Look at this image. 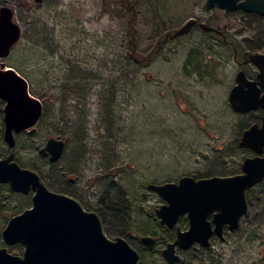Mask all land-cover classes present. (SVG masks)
<instances>
[{
  "label": "rangeland",
  "instance_id": "1",
  "mask_svg": "<svg viewBox=\"0 0 264 264\" xmlns=\"http://www.w3.org/2000/svg\"><path fill=\"white\" fill-rule=\"evenodd\" d=\"M205 1L44 0L37 8L33 0H0L14 8L22 29L0 62L27 80L45 109L34 134L15 135L13 148L3 140L0 113V158L13 153L48 190L87 211L125 204L126 214L111 219L115 235L98 216L109 238L121 237L139 253V264H166L162 249L176 227L188 228L186 216L172 229L160 224L155 209L165 202L148 184L231 176L254 155L238 146L255 116L229 105L237 66L228 42L241 52L264 51V16L208 9ZM190 19L222 31L227 42L199 27L163 41ZM51 136L65 142L56 163L39 153ZM249 190L239 228L226 229L224 240L214 236L207 248L176 247L179 264H264L263 184ZM31 197L0 183V232L31 207ZM144 235L156 239L153 250L139 242ZM1 247L18 256L24 249L0 237Z\"/></svg>",
  "mask_w": 264,
  "mask_h": 264
},
{
  "label": "water",
  "instance_id": "2",
  "mask_svg": "<svg viewBox=\"0 0 264 264\" xmlns=\"http://www.w3.org/2000/svg\"><path fill=\"white\" fill-rule=\"evenodd\" d=\"M43 1L33 0L37 8ZM205 7L264 16V0H206ZM195 24L196 19H190L172 37L187 34ZM198 26L204 32L222 34L208 24L201 22ZM21 34L14 8L0 6V59L10 54ZM249 60L260 69L258 79L264 88V55L249 54ZM235 80L228 94L231 109L235 113H248L261 106L264 110V94L259 96L256 82L249 81L242 70ZM0 113L3 140L9 148L15 146V135L34 134L43 113V104L30 94L27 80L4 62H0ZM238 146L254 154L243 159L240 173L198 179L183 175L177 182L146 186L165 202L155 209L161 225L172 229L180 217L186 216L188 220V228L176 227L175 239L162 249L166 264L181 262L176 247L187 250L197 244L207 248L212 236L224 240V227L227 231L237 230L248 213L247 190L263 184L264 191V113L260 124H251L241 132ZM64 149V140L51 136L39 153L48 157L50 163H56ZM0 183H7L15 193L32 192L31 207L10 217L0 232L5 244L23 245L22 256L1 247L0 264H139V253L126 240L111 239L105 234L97 213L85 210L70 196L48 190L34 171L14 160L13 153L0 158ZM139 242L153 250L156 239L144 235Z\"/></svg>",
  "mask_w": 264,
  "mask_h": 264
},
{
  "label": "flooded vegetation",
  "instance_id": "3",
  "mask_svg": "<svg viewBox=\"0 0 264 264\" xmlns=\"http://www.w3.org/2000/svg\"><path fill=\"white\" fill-rule=\"evenodd\" d=\"M253 14H255V13H253ZM198 24H199V22L196 21V24L193 27H199ZM210 33H215L216 35H218L217 37H220L223 42H225V43L227 42V38H226L225 35H223V32H222V34H218V33L213 32V31L210 32ZM176 37H178V36H176ZM176 37H172L171 34L166 33L165 36H164L163 41H166L168 39H174ZM228 43H229V48L231 49V52H232V58H233L234 64H235V66H237V71H236V73L234 75V84L232 85V87H234L235 84H236L235 78H236L237 72L242 70V71H244L245 76H246V78L249 81L256 82V86L259 88V96L262 97V95L264 94V88H263V85L261 84V81L258 79V74L260 72V69L252 61L249 60V54H263L264 55V51L241 52L233 43H231V42H228ZM160 47H161V44L158 45V48H160ZM59 96L61 97V95H59ZM59 96L57 98H59ZM248 113L255 116L256 120L252 124H254V123L260 124L261 123V119H262V116H263V113H264V110L262 109L261 106H258L256 109H254V110H252V111H250ZM240 114H246V113H240ZM226 229L227 228L224 227V232H225ZM213 237L214 236H212V238ZM211 239H210V242H211Z\"/></svg>",
  "mask_w": 264,
  "mask_h": 264
},
{
  "label": "trees",
  "instance_id": "4",
  "mask_svg": "<svg viewBox=\"0 0 264 264\" xmlns=\"http://www.w3.org/2000/svg\"><path fill=\"white\" fill-rule=\"evenodd\" d=\"M132 27V26H131ZM133 28V27H132ZM206 33H209V34H215V33H210V32H206ZM223 35H225L223 33ZM132 44V43H131ZM133 45V44H132ZM45 109L43 108V113H42V116H41V119L43 117H45ZM256 119H254L255 121ZM6 188L8 190V186L6 185ZM250 191V190H249ZM103 197H101V200H104L102 199ZM104 205V204H103ZM125 204H117V205H113L111 203H108L106 204V206L101 207V211H98V214L100 215L101 219L104 221L105 223V226H106V230H107V233L111 236V235H115L114 233H110L108 230H113L110 225H112V221L111 219H117V217H120V216H123V213L126 214V205L124 206ZM0 212L3 213L4 210L1 208L0 206ZM1 229V227H0ZM2 231V230H1Z\"/></svg>",
  "mask_w": 264,
  "mask_h": 264
}]
</instances>
